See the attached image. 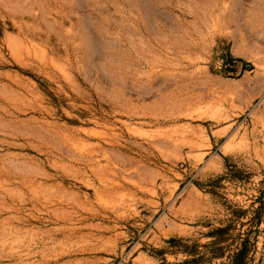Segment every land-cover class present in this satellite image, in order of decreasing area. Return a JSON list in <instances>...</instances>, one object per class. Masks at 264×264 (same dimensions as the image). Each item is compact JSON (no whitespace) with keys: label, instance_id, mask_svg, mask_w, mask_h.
<instances>
[{"label":"rangeland","instance_id":"obj_1","mask_svg":"<svg viewBox=\"0 0 264 264\" xmlns=\"http://www.w3.org/2000/svg\"><path fill=\"white\" fill-rule=\"evenodd\" d=\"M0 264H264V0H0Z\"/></svg>","mask_w":264,"mask_h":264},{"label":"water","instance_id":"obj_2","mask_svg":"<svg viewBox=\"0 0 264 264\" xmlns=\"http://www.w3.org/2000/svg\"><path fill=\"white\" fill-rule=\"evenodd\" d=\"M249 68V67H248Z\"/></svg>","mask_w":264,"mask_h":264}]
</instances>
